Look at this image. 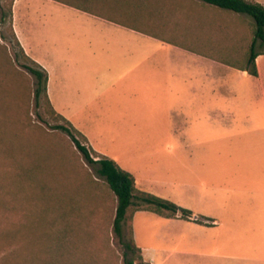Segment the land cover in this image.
Instances as JSON below:
<instances>
[{
  "label": "crops",
  "instance_id": "crops-1",
  "mask_svg": "<svg viewBox=\"0 0 264 264\" xmlns=\"http://www.w3.org/2000/svg\"><path fill=\"white\" fill-rule=\"evenodd\" d=\"M43 1L72 12L73 14L65 16L67 18H84L88 27L95 30H91L92 34H98V30L103 34L99 43L104 39L107 44L100 49L98 46L93 47L94 38H88L83 33V36L76 40L74 32L66 33L58 21L47 20L32 22L29 39L28 36H23V33L21 35L17 25L18 19L21 18L23 23L26 20L23 13L24 3L22 0L12 1L13 31L24 53L46 71V91L51 107L87 138L95 152L108 157L91 145L89 135L94 130L126 134L134 144L137 143L136 136L145 140L146 137L141 135L151 134L154 136L149 140L158 141L163 145L159 148L161 150L181 152L198 149L200 103H206V118L215 120L216 110L213 108L210 111L209 103L216 102L217 95L215 87L211 88L210 94L208 80H203L209 85L205 89V84L202 86L200 83L198 72L195 73L193 68L189 67L195 59L202 67L211 71L214 77L217 70L223 74L226 70L241 73L249 83V92L240 95L246 99L245 104L255 98L257 104L263 107L262 112L230 109L225 115L218 116L225 119V131L239 122L245 127L241 133H256V130L251 131L248 128L251 123L259 124L261 128L257 129V133L262 130L260 136L264 140V123L255 115L262 114L264 117V54L255 59L257 76L226 64L215 56L219 53L229 55L241 44L245 49L249 48L252 41L250 26L254 25L251 18L212 7L199 0ZM252 1L264 6V0ZM27 24L28 22L25 25ZM201 26L204 30H200ZM26 27L29 28L28 25ZM95 34L92 36L96 37ZM110 35L112 44L108 45L106 39ZM137 38L145 43L156 42L159 45L155 49L145 50L144 46L136 48ZM81 41L82 47L75 44ZM200 44L205 49L192 48ZM159 52H163V56L157 62L154 55ZM196 66L198 67V64ZM152 87L155 89L152 90ZM135 146H130V149L137 148ZM141 149L158 148L144 146ZM191 161L190 165L195 170L197 160ZM178 164L182 165L180 160ZM245 165L252 166L248 163ZM245 165L239 163L240 167ZM240 169L245 172L247 168ZM125 171L134 177L137 189L146 192L142 184L144 178H138L131 170ZM252 172L253 174L247 172L249 176L243 174L241 178V181L248 178L249 191L245 190L246 186L220 187L205 182L202 185H190L182 181L180 189L192 187L194 197L200 198V188L210 191L204 201L205 207L184 205L182 208L189 210L193 219L201 217L214 222L213 225H198L177 216V220L187 224L181 225L186 229L182 236L192 232L193 228H201L204 232L201 236L199 233L192 235L198 241L206 238L205 233L211 230L215 231L218 238L223 236L227 239H242L247 236L246 233L254 231L257 225H241L248 224V220H241L236 214L235 217L230 215L229 220L224 221L221 218L226 211L223 204L210 207L212 203L215 204V196L219 198V203L224 199L226 203L231 195L232 199L238 195L249 200L260 199L257 202L261 205L259 212L264 214V154L254 161ZM227 207L231 208V205Z\"/></svg>",
  "mask_w": 264,
  "mask_h": 264
},
{
  "label": "rangeland",
  "instance_id": "rangeland-1",
  "mask_svg": "<svg viewBox=\"0 0 264 264\" xmlns=\"http://www.w3.org/2000/svg\"><path fill=\"white\" fill-rule=\"evenodd\" d=\"M12 1L0 0V19L3 17L0 20V61L6 62L7 65H2L3 70L0 71V80L3 81V85L0 82V107L4 109L5 100L10 103V108L14 109L10 113L13 114L11 116L13 119L20 118L21 120L20 140L23 143L31 141L29 145L34 150H36L35 144H37L35 141L47 142L48 134L56 135L55 140L60 139L66 142L71 150H75L68 136L54 129L56 125L63 122L55 119L49 113L43 96L40 97L38 105L35 103L33 94L35 79L23 68L24 64L29 63L21 56L20 49L15 45L10 32L9 8ZM22 2L24 3V20H26L24 23L21 18L18 19L20 21L17 20L21 35L23 33V36H28L30 39V25L32 22L58 21L64 32L72 31L75 33L76 40L80 39L85 33L88 38H94L93 47L98 46L100 49L107 45L104 43V39L99 43L103 36L100 30H98V34L93 33L96 37L92 36L91 30L93 29L88 27L84 18H67L65 16L73 13L43 0H22ZM246 17L250 19L249 16ZM26 22H28L29 28L26 27ZM200 30H204L202 26ZM93 31L95 32V30ZM106 40L108 45L112 44L111 35ZM143 41L137 38L136 48L144 46L145 50L147 48L155 49L159 45L156 42L145 43ZM75 44L81 46L82 41ZM192 48L196 50L205 49L201 44L194 45ZM238 50L240 55L239 59L237 57L236 62L243 63L248 52L243 45ZM161 53L163 52L154 55L157 62L163 56ZM220 55L216 54L215 56L221 57ZM191 64L189 67L193 68L195 73L198 72L201 85L205 84L204 88L207 89V86H209L207 83L209 82V93L211 94V88L215 87L217 95L216 102L209 103V110L212 111L213 108L216 110L217 117L215 120L206 118L207 107L205 102H201L199 106L200 133L198 137L200 149L181 152L161 150L159 148L163 145H160L158 141L149 140L151 136H154L151 134H142L141 136L146 137L145 140H141L136 136L138 138L136 144L126 134L107 131L103 133L100 130H94L89 135L92 142L90 143L96 147L95 149L113 159L123 170H131L137 174L138 178H144L142 184L146 192L174 204H179L181 208L184 205L205 207L204 201L207 200V194L210 193V191L207 192L200 188V198L194 197L192 187L180 189L182 181L190 185H202L205 182L209 185H220V187L243 188L246 186L245 190L249 191L248 178L246 180L242 179V181L241 178L244 175L253 174L254 161L264 154V140L260 136L262 130L257 133V129L261 128L259 124L252 125L251 123L248 128L251 131L256 130V133H241V130L245 127L242 124L240 125L239 122L233 124L230 128H226L225 131V119L218 116L220 114L225 115V112L227 113L230 109L232 111L241 110V112L245 109L251 112H262L263 107L259 103L257 104L255 98L245 104L246 99L240 95V93L249 92V83L242 77L241 73L236 70H226L223 74V72L217 70L214 77L211 71L199 64L197 59L192 60ZM203 80H208V82L204 83ZM153 89L155 88L152 87ZM2 90H4L3 93ZM222 95H225V97ZM255 115L261 118L264 123L262 114ZM252 120L255 122L253 117ZM133 145H136L137 148L130 149V146ZM144 146H156L158 149H141ZM67 154L68 151L65 150L64 156L70 166H78L77 161L71 155L67 157ZM191 159L197 160L196 172L190 165L192 163ZM179 160L182 165L178 164ZM245 161L252 166L245 165ZM80 163L92 176H96L95 168L87 165L81 157ZM239 163H243L246 167H240ZM240 168L247 169L244 172ZM248 169L249 171H247ZM87 171L80 169V173L82 172L83 175H88ZM80 173L77 176L81 175ZM95 180L103 183L97 177H95ZM5 188L7 189V182L0 180V264H49L52 259L50 251L52 219L49 203H46V206L43 205V207L26 203V212L19 214L23 208L21 196L17 192L6 193ZM219 191L221 192V190ZM251 199L249 200L247 197L244 199L238 195H235L232 199L231 195L229 201L225 203L224 199L223 202L220 200L221 203H219V198L215 196V204L210 205L211 207L212 205L223 204V208L226 207V211L221 215L224 221L229 220L230 215L235 217L236 214L239 219L248 220V224L242 223L241 225H257L254 231H250L249 234L246 233L248 237L242 239L240 237L227 239L223 236L218 238L215 231L211 230L205 233L206 238L198 241L192 235L198 233L200 236L204 235L201 228H193L192 232L182 236L186 229L181 225H187L182 221L176 218L159 216L152 212L138 211L134 214L132 222L125 221L124 223L125 240L128 237V226L131 225L135 243L143 251L142 255L145 259L136 264H264V214L259 212L261 211V205L257 202L260 199H252V201ZM247 203L250 204L247 205ZM229 205H231V208L227 207ZM249 212L252 214H249ZM9 214L14 215L15 221L13 219L11 221V218L7 217ZM196 220L204 225L214 224V222L201 217ZM196 220L192 217L189 218V221L192 222ZM56 226L59 227L60 225ZM97 233L99 235V231ZM108 233L109 244L114 255L118 258L117 264H122L123 248L112 234L109 225ZM178 234H181V236H178ZM98 235H96V240L99 239Z\"/></svg>",
  "mask_w": 264,
  "mask_h": 264
},
{
  "label": "trees",
  "instance_id": "trees-1",
  "mask_svg": "<svg viewBox=\"0 0 264 264\" xmlns=\"http://www.w3.org/2000/svg\"><path fill=\"white\" fill-rule=\"evenodd\" d=\"M199 1L221 10L249 16L253 20L254 25L250 28L252 41L246 49L248 55L244 62H236L242 44L229 55L219 53L221 57L217 58L257 76L255 59L264 54V6L252 0ZM11 6L10 32L21 56L29 63L24 64L23 68L35 79V103L38 105L43 96L49 113L63 122L54 129L66 134L75 150H71L66 142L55 140L56 135L52 134L47 135V142L36 140V150L29 145L31 141L23 143L20 140L21 120L13 119L10 113L14 109L5 100L4 109L0 107V180L7 182L6 193L17 192L21 196L23 208L19 214L26 212V203L40 207L49 203L52 219V259L49 264H117L118 258L109 244L108 225L123 248L122 264L142 262V253L134 243L131 225L128 226V237L125 240V221L132 222L134 213L138 211L168 218L178 216L185 220H189L192 213L168 200L137 189L130 173L121 169L114 160L95 152L81 132L55 113L47 97V73L21 48L12 28ZM2 65L7 66L6 62L0 61V71L3 70ZM0 82L3 85V81ZM65 150L68 151L67 157L71 155L78 166H70L64 156ZM80 157L87 165L95 168V177L103 183H99L87 171L80 163ZM80 169L86 170L88 175L80 173ZM78 173L81 175L77 176ZM7 217L15 221L14 215L9 214ZM194 222L203 224L198 220Z\"/></svg>",
  "mask_w": 264,
  "mask_h": 264
},
{
  "label": "water",
  "instance_id": "water-1",
  "mask_svg": "<svg viewBox=\"0 0 264 264\" xmlns=\"http://www.w3.org/2000/svg\"><path fill=\"white\" fill-rule=\"evenodd\" d=\"M194 219H196V217H194Z\"/></svg>",
  "mask_w": 264,
  "mask_h": 264
}]
</instances>
